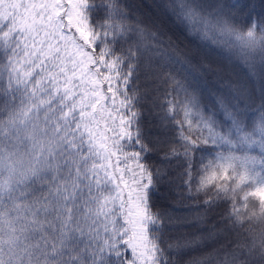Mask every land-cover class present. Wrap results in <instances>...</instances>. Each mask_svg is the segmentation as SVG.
I'll list each match as a JSON object with an SVG mask.
<instances>
[{"label": "snow or ice", "instance_id": "6c2138e0", "mask_svg": "<svg viewBox=\"0 0 264 264\" xmlns=\"http://www.w3.org/2000/svg\"><path fill=\"white\" fill-rule=\"evenodd\" d=\"M156 8L188 35L212 37L259 79V94L226 81L208 108L193 82L209 66L138 13L133 20L123 0H0V264H179L229 231L234 243L186 264H264V0ZM141 78L167 85L161 126L174 122L176 134L160 159L183 161L173 191L195 199L194 220L175 207L153 211L173 179L145 159L153 149L139 106L151 88ZM237 145L259 148L260 171ZM220 203L230 205L226 227L165 237L178 224L203 229Z\"/></svg>", "mask_w": 264, "mask_h": 264}, {"label": "trees", "instance_id": "16d2710c", "mask_svg": "<svg viewBox=\"0 0 264 264\" xmlns=\"http://www.w3.org/2000/svg\"><path fill=\"white\" fill-rule=\"evenodd\" d=\"M157 2L158 0H123V3L128 5L129 14L133 20L136 18L135 14L138 13L144 25L152 28L159 27L167 36H171L172 40L191 56L194 63L209 66L204 69L203 75L193 82L200 89L204 105L208 108L213 107L214 95L220 91L227 90L226 81L247 84L249 87L255 89L257 95L259 94V79L254 81L250 80L247 69L239 63L228 60L220 48L212 43V37L202 39L200 36L188 35L184 28L172 24L171 18L162 20L156 8ZM209 2L214 4L216 0H209ZM256 11L260 12L262 9L257 8ZM175 71L180 73L182 70L176 69ZM140 87L151 88V91H149L147 97L139 106L143 111L141 122L143 125L144 139L153 149L151 153L147 154L145 159L147 163L153 165V168L161 163H165L168 167V177L173 179L172 184L161 183L159 191L153 195V211L157 209L163 211L175 207L179 210L176 218L194 220L200 210L196 206L195 199H180L173 191L176 185L181 184L183 179H185V177L180 175L184 170L183 161L177 159L169 163L162 162L160 159L161 154L168 150V144L176 134V125L174 122H170L167 129L161 126L163 112L160 109V104L163 102L167 85H160L157 91L155 82L145 84L143 78H141ZM157 96L160 99H156ZM200 147L205 152L212 149L211 145H201ZM233 151L237 155L248 154L256 156L257 160L255 164H250L249 167H254L256 171L261 170L259 161L261 154L258 147L248 148L246 145H237ZM199 199L203 201L204 197L201 196ZM229 207L230 205L227 203H220L211 214L210 220L204 224L203 229L199 228L195 223L178 224L174 228L171 226L167 227L165 237L169 240H173L176 237L189 238L202 230L206 231L213 223L216 225L217 230L226 227L227 225L221 220V217L228 212ZM236 239L237 237L233 231L221 233L215 241L208 242L203 247L182 253L179 264H186L193 257H199L205 253L212 252L214 249H221L222 245H230Z\"/></svg>", "mask_w": 264, "mask_h": 264}]
</instances>
